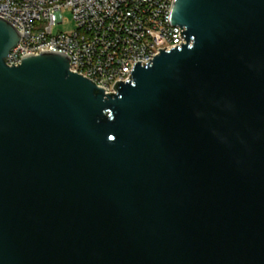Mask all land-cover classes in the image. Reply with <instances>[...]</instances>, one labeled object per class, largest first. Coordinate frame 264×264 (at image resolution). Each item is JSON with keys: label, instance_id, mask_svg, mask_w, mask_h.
I'll use <instances>...</instances> for the list:
<instances>
[{"label": "water", "instance_id": "obj_1", "mask_svg": "<svg viewBox=\"0 0 264 264\" xmlns=\"http://www.w3.org/2000/svg\"><path fill=\"white\" fill-rule=\"evenodd\" d=\"M171 22L106 94L0 18V264H264V0Z\"/></svg>", "mask_w": 264, "mask_h": 264}, {"label": "built area", "instance_id": "obj_2", "mask_svg": "<svg viewBox=\"0 0 264 264\" xmlns=\"http://www.w3.org/2000/svg\"><path fill=\"white\" fill-rule=\"evenodd\" d=\"M175 0H0V18L20 35L7 63L19 65L28 55L58 52L70 69L116 93L118 81L132 79L135 64H148L161 49L186 43L171 22ZM69 10L77 23L71 33L54 27ZM152 62V61H151Z\"/></svg>", "mask_w": 264, "mask_h": 264}, {"label": "rangeland", "instance_id": "obj_3", "mask_svg": "<svg viewBox=\"0 0 264 264\" xmlns=\"http://www.w3.org/2000/svg\"><path fill=\"white\" fill-rule=\"evenodd\" d=\"M61 18L60 22L55 25L54 32L57 33L58 31L71 33L77 29V23L73 19L72 14L69 10L60 13Z\"/></svg>", "mask_w": 264, "mask_h": 264}]
</instances>
